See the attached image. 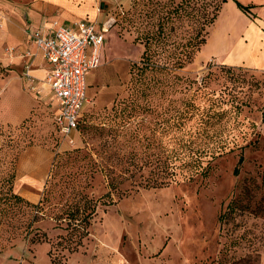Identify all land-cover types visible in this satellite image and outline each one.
Wrapping results in <instances>:
<instances>
[{"label":"rangeland","instance_id":"rangeland-1","mask_svg":"<svg viewBox=\"0 0 264 264\" xmlns=\"http://www.w3.org/2000/svg\"><path fill=\"white\" fill-rule=\"evenodd\" d=\"M179 1L97 0L109 29L73 144L53 123L55 99H33L24 121L0 124V264H264V0H228L184 69L137 74L143 36L159 23L166 40L153 49L167 53L153 61L191 33V21H167ZM236 2L254 7L245 14ZM10 50L0 44V90L15 92L17 116L29 100ZM32 146L54 155L51 174L37 202L8 199L20 190L17 158ZM83 210L93 211L88 235L68 247L62 218Z\"/></svg>","mask_w":264,"mask_h":264},{"label":"crops","instance_id":"crops-1","mask_svg":"<svg viewBox=\"0 0 264 264\" xmlns=\"http://www.w3.org/2000/svg\"><path fill=\"white\" fill-rule=\"evenodd\" d=\"M96 4L97 0H0V44L5 43L12 47L14 51L9 54V57L11 62L21 64V71H24L25 66H30V74L35 81L32 90L30 83L23 75L19 77L20 82L16 74L13 71L11 72L22 85L20 95L28 98L29 104L19 108L20 112L17 116L13 112H8L17 102L16 98L13 100L15 92L9 90L5 84L0 90V96L5 97L0 103V124L15 125L24 121L34 106L33 99L45 98L46 104H51V100L54 99L46 82L50 66L41 59L40 55L31 56L35 49L29 42V33L36 29L44 32L53 21L65 26L72 25L80 20L101 23L97 20L100 13L96 9ZM223 5L226 6L227 3ZM228 11L233 12L232 14H239L234 7H230ZM225 26L228 30L234 31L235 29L234 22L229 18L225 20ZM10 40L11 42H9ZM224 43L225 36L221 42L220 40L216 41V46L222 48L226 45ZM205 46H207V41L202 49ZM28 53L29 55H27ZM212 55L216 59L219 58L218 51ZM22 87L25 88L26 92ZM7 94H11L12 97L8 98ZM3 111L7 112L1 115ZM17 118L19 119L17 120ZM52 155L46 147L32 146L24 149L17 158L15 186L20 189L17 191L18 194L31 203L38 201L36 191L45 186L50 176L54 161V155ZM43 161L44 169L42 168ZM42 171H44L45 177L39 176ZM21 180L25 182L19 187Z\"/></svg>","mask_w":264,"mask_h":264},{"label":"built area","instance_id":"built-area-1","mask_svg":"<svg viewBox=\"0 0 264 264\" xmlns=\"http://www.w3.org/2000/svg\"><path fill=\"white\" fill-rule=\"evenodd\" d=\"M108 29L106 23L96 21L80 20L69 26L53 21L46 31L36 29L29 33V42L35 49L31 56L40 55L50 66L46 82L58 103L53 123L69 145L73 144L82 113L90 104L87 74L101 64V48ZM12 53L13 50L8 52ZM23 77L33 90L35 81L29 65L24 67Z\"/></svg>","mask_w":264,"mask_h":264},{"label":"trees","instance_id":"trees-1","mask_svg":"<svg viewBox=\"0 0 264 264\" xmlns=\"http://www.w3.org/2000/svg\"><path fill=\"white\" fill-rule=\"evenodd\" d=\"M228 0H180L174 4L167 11L165 10L167 21H181L187 19L193 23L191 33L188 37L182 39L184 42H179L174 45L165 61L161 63L153 61V57L159 54L165 56L167 51L161 47V51L153 49L154 46L161 44L166 40L165 31L163 29V23H159L157 33L150 34L146 33L143 36L144 41V52L141 56V66L133 64L134 69L137 70V74L142 75L145 71L156 73H172L179 71L192 64L195 56L200 51L201 47L206 43V37L208 30L214 24L216 18L219 15L221 7ZM172 3V1H171ZM237 7L243 13H249V9L254 7L253 5L244 6L239 2H236ZM163 5L162 8H164ZM164 20V19H163ZM175 30H172L174 32ZM157 48V47H156ZM140 80H137V83ZM142 84V83H141ZM82 118L78 125H81ZM242 160L240 159V162ZM51 174V173H50ZM15 175V174H14ZM15 179V178H14ZM8 199H15L16 201H22L25 198L18 195H9ZM26 200V199H25ZM29 202V201H28ZM33 204V203H32ZM235 202H230L227 206L230 214L235 210ZM93 215V211H69L66 218L62 220L66 221L64 231L67 232L68 238H65V244L68 247L80 245L81 239L88 235L87 227L89 225V219ZM228 264H258L257 256H245L234 260Z\"/></svg>","mask_w":264,"mask_h":264}]
</instances>
